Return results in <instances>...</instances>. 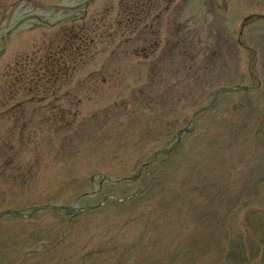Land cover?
<instances>
[{"label": "rangeland", "instance_id": "1", "mask_svg": "<svg viewBox=\"0 0 264 264\" xmlns=\"http://www.w3.org/2000/svg\"><path fill=\"white\" fill-rule=\"evenodd\" d=\"M252 4L228 0L225 18L195 7L194 19L186 6L159 75L132 66L99 95L95 80L69 85L72 125H39V113L0 125V264H264V0L243 24ZM22 20L25 38L42 37ZM138 32L121 35L117 58H143L126 40Z\"/></svg>", "mask_w": 264, "mask_h": 264}, {"label": "flooded vegetation", "instance_id": "2", "mask_svg": "<svg viewBox=\"0 0 264 264\" xmlns=\"http://www.w3.org/2000/svg\"><path fill=\"white\" fill-rule=\"evenodd\" d=\"M252 3L255 9L246 16L250 19L260 16L256 11L257 0H252ZM196 4L197 0H0V64L4 61L8 66L5 73L0 72V109H4L0 110V125H19L20 118L33 121L37 113L39 125H52L53 122L72 125L75 119L67 120L60 102L72 101L68 98L74 96L75 90L69 85L95 80L90 91L99 95L103 91L100 89L103 82L106 85L113 77L117 83L128 81L131 75L135 78L132 66H139L135 71L140 72L149 66L154 75H159L157 66H162L163 54L176 47L174 32L186 6H191V19L196 16L195 7L203 8L205 13L217 18L228 15V0H199ZM30 18L29 28L43 31L42 37L35 41V31L26 30L28 35L25 38L23 28H19L20 19ZM137 28V35H128L126 40L133 38L140 43L138 47L143 51V58L138 56L139 59L133 62L132 58L129 61L117 58L118 45L125 42L121 35L130 34ZM116 35L118 40L115 42ZM27 38L31 41L26 45ZM18 48H23L22 52L17 51ZM10 49L13 53L9 60ZM26 49L32 50V55L24 52ZM94 62L95 69L84 73L86 66ZM107 64H123L129 73L123 76L104 74ZM3 75L10 76L12 80L6 88L2 83ZM124 88L128 89L127 83ZM129 89L130 93L125 94L129 98L139 90ZM41 91L53 94L48 104L42 105L47 97L38 95ZM148 98L151 101V97ZM148 98L143 97L142 103L146 105ZM135 100L138 99L135 97ZM29 102L34 103L31 109L26 105ZM111 105L96 106L89 111H93L91 115L95 122L99 121L97 112ZM79 112L77 110L75 114ZM70 113H73L72 109ZM8 115L14 118L13 124L6 121Z\"/></svg>", "mask_w": 264, "mask_h": 264}]
</instances>
